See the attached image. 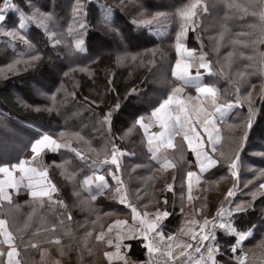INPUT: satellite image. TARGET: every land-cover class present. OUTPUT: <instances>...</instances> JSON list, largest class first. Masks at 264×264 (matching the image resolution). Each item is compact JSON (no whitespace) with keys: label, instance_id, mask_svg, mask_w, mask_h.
Listing matches in <instances>:
<instances>
[{"label":"trees","instance_id":"obj_1","mask_svg":"<svg viewBox=\"0 0 264 264\" xmlns=\"http://www.w3.org/2000/svg\"><path fill=\"white\" fill-rule=\"evenodd\" d=\"M76 2L13 0L25 12L34 8L51 13V28L62 40L56 45L42 28L29 24L27 39L34 46L35 54L42 57L32 66L26 67L21 63L9 69L14 61L28 59L31 50L20 41H13L0 33V166L31 160V144L43 134L52 136L61 144L70 143L85 157L81 160L69 148L61 147L56 152L45 151L37 158V164L41 168L47 167L49 178L59 189L54 199L63 200L67 208L46 198L43 203L34 200L23 185L18 190H8L12 201L11 204L3 202L0 218L8 220L10 230L17 236L19 259L23 264H42L41 250L54 247L55 244L48 241L59 238L65 253L74 257L72 264H89L95 253L94 244L103 243L97 242L95 236L117 219L129 220L131 209L113 198L116 184L109 171H114L116 166L106 164L97 168L92 164L93 160H103L104 150L110 153L115 144L125 153L119 156L121 169L117 175L124 182L130 203L141 213L155 212L158 207L162 210L167 208L171 213L161 225L166 237L178 233L190 218L202 221L207 216L211 219L227 191L234 182L237 183L239 191L232 206L243 203L251 207L235 217L236 223L241 228H251L252 234L239 245L237 252H232L230 246L234 238L216 229L220 247L216 260L218 264H237V257L246 253V264H259V260L264 258V195H261L264 189L259 187L264 183V176L260 175L264 171V156L258 155L264 153V98L261 97L264 73H261L259 64V52H264V44H258L254 51L252 47L244 48L232 43L236 39L250 43L259 36V32L250 27L258 23L250 14L252 9L249 8V14L245 15L227 8L229 0H202L207 11L197 9L195 31L189 29L186 36L188 48L196 49L197 54L206 53L214 72L223 71V75H208L201 70L203 82L214 84L220 90L221 104L235 99L237 83L241 97L252 91L256 116L241 153L239 179L236 181L225 160L202 174L197 167H189V164L194 165L195 156L183 140L182 132L173 140L174 149H162L159 154L161 162L166 155L176 168L160 171V163L152 159V153L148 151L143 129L138 125L133 128L139 117L150 114L173 88L180 85L172 76L177 59L175 37L180 28L177 12L192 0H80L87 14L81 19L88 26L83 36L87 49L84 53L74 51V40L67 35L69 26H76L72 15ZM237 2L247 4L248 0ZM6 17V21L0 23L5 30H11L17 25L18 13L9 11ZM145 20L153 22L142 23ZM221 32H224L222 41ZM100 41H112L115 46L105 47L103 52L97 51ZM230 52L234 53L231 58L228 56ZM241 52L245 57L255 56V59L243 58ZM117 56L122 57L119 62ZM82 68L87 71H80ZM239 72L251 75H246L240 82ZM20 80H26L22 89L14 85ZM33 93L35 95L31 96ZM196 95L195 88L186 87L180 98L186 100L188 96ZM117 104L118 109L115 108ZM109 111H112L110 131L109 125L103 123ZM247 113L245 103L243 107L230 110L222 122L217 120L223 136V147L217 145L219 150L227 153L230 147H235L229 137L238 138L242 130L230 126L242 123ZM209 152L211 154V148ZM213 155L218 157L219 152ZM65 169L72 178L66 179L61 175ZM94 171L105 176L109 189L91 201L81 184ZM188 171L199 176V181L193 177L191 201L187 199L185 179ZM166 183L173 184V191L164 190ZM74 193H79V197ZM165 198L169 202L167 206L163 204ZM69 213L71 220L67 219ZM53 225L55 232L50 231ZM37 232L39 235H34ZM87 232L93 235L85 244ZM30 243H38L39 246L28 247ZM128 243L139 244L141 239H128ZM69 245L71 251L68 250ZM144 258L145 255L139 261ZM102 262L105 264L106 260Z\"/></svg>","mask_w":264,"mask_h":264},{"label":"snow or ice","instance_id":"obj_2","mask_svg":"<svg viewBox=\"0 0 264 264\" xmlns=\"http://www.w3.org/2000/svg\"><path fill=\"white\" fill-rule=\"evenodd\" d=\"M226 7L235 10L242 14H249V8L252 9L251 15L255 17L258 23L250 25V27L259 32V36L252 40L250 43L241 41L239 39L233 40V45H241L244 48L252 47L256 51L258 44H264V0H248L247 4L238 3L237 0H229ZM203 8V11H207V6L202 4V0H192L191 3L178 10L177 15L180 19V28L175 37V51L177 59L174 67L172 68V76L180 82V85L173 88L171 93L166 99H164L158 107L154 108L150 117H139L134 125H137L144 130L147 137L148 151L152 153V159L157 160L160 163V171H166L167 169H175L176 164L168 159L166 155L163 156V161L159 159L161 150L174 149L176 145L173 140L176 135L183 133V140L187 142L188 149L194 154V165L189 164V167L195 166L202 174L209 171L225 160L227 162L230 174L236 181L239 179V168L241 163V153L244 151L248 142L250 131L253 127V122L256 116V109L254 108V101L252 91H248L243 97L240 96V86L237 83L235 87L236 97L234 100H227L221 104L220 90L214 84H207L203 82V73L208 75H223V71L214 72L212 61L208 60L207 54L201 52L197 55L196 49H190L186 45V36L189 29L195 31V18L197 17V9ZM9 11H15L18 13L17 25L13 26L11 30H5L3 23H0V33L5 36L11 37L13 41H20L22 44L28 46L31 50V54L28 59H19L10 64L9 69H13L15 65L21 63L25 66H32L38 63L42 57L35 54L34 46L27 39V29L29 24H33L36 27L42 28L48 35L49 40L53 41L56 45L62 43V40L58 37L57 33L52 30L51 22L53 21V15L51 13L41 12L39 9H34L30 12H25L19 8L13 0H0V22L6 21V13ZM73 20L76 22V26H69L67 35L74 40V51L77 53H84L87 51L85 47V40L83 38L86 30L87 23L82 20L81 17L86 16L84 12V4L77 0L73 8ZM156 17H153V20ZM153 20H145L142 23L151 24ZM226 30V29H225ZM224 38V32L220 34V41ZM71 47V45H70ZM234 53L228 54L231 58ZM240 56L250 61L255 59V56H244L241 52ZM259 64L260 71L264 73V52H259ZM122 57L117 56V62ZM136 59L135 56L132 57ZM231 60L229 59V64ZM248 67H251L249 65ZM193 68H195V75H193ZM80 71H87V69H79ZM74 71V70H73ZM91 75V73H89ZM68 75V73H65ZM246 75L251 73L239 72L240 82L244 81ZM195 88L197 96L194 98L188 96L185 99L180 98L184 88ZM254 89V86H252ZM135 91V90H133ZM261 97L264 98V88L261 90ZM55 99L54 97L52 98ZM198 103H193V101ZM248 106L247 117L244 121L237 125H231L230 128L242 130L241 135L237 137H229L230 143H234L235 147H230L229 151L225 153L223 150H219L217 145L223 147V136L221 135V129L217 127L216 116L219 114L221 122L223 117L228 111L235 107H243L244 104ZM119 108V104L115 106ZM39 110V109H37ZM195 115V119H193ZM112 111H109L103 118V123L111 125ZM152 118H155L158 122V126L161 129L159 132H154L149 135V129L152 126ZM147 121V122H146ZM197 125L203 128L204 133L207 135V141L205 142L201 133L197 130ZM132 129H129L131 132ZM63 137L64 134L61 133ZM206 145L211 147V154L208 151ZM61 147H67L71 151L75 152L76 156L81 160L85 157L71 147L70 143L61 144L48 134H43L39 139H36L31 144V152L33 153L32 160H20L18 163L0 166V207L4 201L11 204L12 197L9 194V189H19L20 186H24L29 190L30 196L34 200H39L43 203L47 198L49 202H53L59 206L67 208V205L63 200H53L54 194L59 192V189L55 183L49 178L47 167L41 168L39 165L32 166L37 161V158L45 151L56 152ZM219 152L218 157L213 155ZM105 158L103 160H93L92 164L97 168L106 164L115 165V170H110L109 175L116 181V188L114 192L115 199L120 204H124L131 209L133 224L127 227L124 231V226L128 225L127 220L117 219L113 224L108 225L107 232L101 231L95 236L97 242H103L108 247L114 248V251H105L104 257L108 260L109 264L113 262H122V264H135L132 262L126 253L121 252L122 247H130V245L123 244L125 239H141L142 246L147 250V260L143 264H218L216 255L220 252V247L217 242L216 229H220L225 235L234 238V243L230 246L232 252H237L239 245L244 242L249 236H251V228H241L237 225L235 217L238 214L246 213L251 205H245L243 203L236 204L234 207L230 203L229 198L235 195L234 189L237 187V183L234 182L233 187L230 188L225 194L224 201L221 202L215 215L209 219L204 216L202 221L199 219H188L186 226L181 227L180 233L184 236H188L192 242H177L175 235L165 236L161 227L163 221L168 218L171 213L164 208H156L155 212L143 211L142 213L132 205L128 198V193L124 187L123 180L117 175L120 172L121 164L119 156L125 155L121 152L115 144L112 145L110 153L105 149ZM100 153L97 152V156ZM110 155V159L108 158ZM258 155L264 156V153H258ZM28 165V166H26ZM17 173L19 174L17 176ZM61 175L66 179L72 178V175L65 169L61 172ZM264 176V171L260 173ZM193 177H196L199 181V176L196 172L188 171L186 174V183L188 196L187 199L191 201L193 199ZM175 176L173 177V181ZM26 182V183H25ZM94 186V187H93ZM81 187L87 192L91 201H95L98 196L104 195L105 190L109 189V183L104 175H97L95 171L92 176H86L81 184ZM261 189H264V183L259 185ZM166 191H173V184L166 183ZM79 197V193H74ZM264 195V193H261ZM255 199V194H253ZM168 200L165 198L163 204L168 205ZM225 203H228V207H225ZM206 207V205H204ZM204 207L200 209V214H203ZM147 208V205H145ZM183 211V209H181ZM68 220H71V214L67 216ZM62 224L63 221L61 220ZM55 225L52 226L50 231L55 232ZM116 230V236L111 237L108 234ZM49 231V229H45ZM34 235H39L35 233ZM92 232L85 234L84 242L86 244L87 239L92 237ZM0 264H23L19 259L21 253L19 246L17 245V236L10 230L9 222L7 219L0 218ZM23 241V238H20ZM211 241V243H205ZM48 243L58 246L59 255L62 257L66 253L61 245V239L56 238L49 240ZM7 246L6 249L4 246ZM38 243H30L28 247L37 248ZM69 251L71 246L69 245ZM47 250L42 251L41 260L42 264L45 259ZM198 254L197 256H194ZM248 257L245 253L242 257H237V264H246ZM52 264H60V260H53Z\"/></svg>","mask_w":264,"mask_h":264},{"label":"rangeland","instance_id":"obj_3","mask_svg":"<svg viewBox=\"0 0 264 264\" xmlns=\"http://www.w3.org/2000/svg\"><path fill=\"white\" fill-rule=\"evenodd\" d=\"M160 1H162V0H156V2H160ZM99 47L97 48V51H104V48L105 47H114L115 45V43H112V41H109V43L108 42H104V41H100L99 43ZM197 55H199V54H197ZM63 62V61H62ZM61 62V63H62ZM201 70H203V69H201ZM51 71L52 72H54V68L52 67V69H51ZM204 71V70H203ZM202 72V71H201ZM37 73V72H36ZM36 73H34V74H36ZM203 73V72H202ZM193 75H195V68H193ZM45 80V79H44ZM26 84V80H20V81H16L15 83H14V85H15V87L16 88H18V89H22L23 87H24V85ZM195 92H196V90H195ZM197 94V93H196ZM33 95H35V93H33L31 96H33ZM197 96V95H196ZM195 96V97H196ZM27 97H30V95H27ZM194 97V98H195ZM193 103H198L197 101H193ZM137 103H134V105H136ZM230 111H228L227 112V114L224 116V117H226L227 115H228V113H229ZM151 116V113L150 114H148V115H145L144 117H150ZM223 117V118H224ZM196 117H195V115H193V119H195ZM218 119H220V117H219V114H217V116H216V121L218 120ZM147 122V121H146ZM218 127V126H217ZM158 128H159V126H158V122L156 121V119L155 118H152V126L150 127V129H149V135L150 134H152V133H154V132H158L159 130H158ZM160 129V128H159ZM158 130V131H157ZM197 130L201 133V135H202V137L204 138V140H205V142L207 141V135L204 133V131H203V128H201L199 125H197ZM143 132H144V130H143ZM187 144V143H186ZM188 146V145H187ZM206 147L208 148V151H209V148H211L210 146H208V145H206ZM31 160H32V158H31ZM31 160H29V161H31ZM38 162L36 161L35 162V166L36 165H38L37 164ZM19 174L17 173V176H18ZM26 183V182H25ZM238 191H239V186H238V189H237V193H238ZM216 211V210H215ZM215 211H214V213H215ZM106 231V230H105ZM106 244H104V243H101V244H99V245H97V244H94V251H95V253L93 254V257L91 258V261H90V263L89 264H103L104 262H102L103 260H106L105 258H104V255H103V260H101V258H102V253H104L105 251H108V246L106 247L105 246ZM110 250L112 249V248H109ZM44 250H47L46 251V254H45V259H44V262H43V264H52V261L53 260H60V264H72V263H74V257L73 256H71V255H69V254H67L66 253V255H64V256H60L59 255V251H58V246H54V247H51L49 250H48V248H43L41 251H44ZM113 250H115V249H113ZM64 251H65V248H64ZM49 252H52L51 254H49ZM145 258H146V252H145ZM145 258H144V260H145ZM261 260H264V258H262V259H260L259 260V262L261 261ZM143 262V261H142ZM142 262H140V264H142ZM40 263H42V260H40ZM105 264H107V261H106V263ZM115 264H117V263H115Z\"/></svg>","mask_w":264,"mask_h":264},{"label":"crops","instance_id":"obj_4","mask_svg":"<svg viewBox=\"0 0 264 264\" xmlns=\"http://www.w3.org/2000/svg\"><path fill=\"white\" fill-rule=\"evenodd\" d=\"M158 130L160 131L161 129L158 128ZM158 130H157V131H158ZM159 131H158V132H159ZM186 143H187V142H186ZM2 166H3V165H2ZM26 166H28V165H26ZM32 166H35V165L33 164ZM97 175H101V174H97ZM0 178H3V177L0 176ZM9 190H12V189H9ZM46 199H47V198H46ZM53 200L55 201L54 197H53ZM129 215H130V218H129V220H127V221H128V225H127V226H124V229H123L124 231L127 230V227H128V226H131V225L133 224V221H132V213H131V211L129 212ZM121 220H126V219H121ZM112 224H113V223H112ZM185 226H186V223H185V225H184L183 227H185ZM105 232H107V229H106ZM108 235L111 236V237H115V236H116V230H114L112 233H109ZM173 235H175V236L177 237V242H190L189 237H188V236H184L183 234L180 233V231H179L178 233L173 234ZM123 244H125V245H130V247H127V248L122 247V248H121V252H122V253L129 254V255H127V256L130 258V260H131L132 262H135V264H140L141 261H139V260H141V258H143V255H145V252L147 251V250L142 246V242L139 243V244H134V245H132V244H129V243H128V239H125V240H123ZM109 248H111V247H108V251H114V250H113L114 248H112L111 250H110ZM131 250H134V252H132ZM141 256H142V257H141ZM104 258H105V257H104ZM105 259H106V258H105ZM106 261H107V264H109V262H108L107 259H106ZM115 263H117V264H122V262H113V264H115ZM259 264H260V262H259Z\"/></svg>","mask_w":264,"mask_h":264},{"label":"built area","instance_id":"obj_5","mask_svg":"<svg viewBox=\"0 0 264 264\" xmlns=\"http://www.w3.org/2000/svg\"><path fill=\"white\" fill-rule=\"evenodd\" d=\"M113 181H114V183L116 184V181H115V180H113ZM237 189H238V185H237V187L234 189V191H235V195H234L233 197L229 198L231 204L235 201V198H236V195H237ZM225 207H226V208L228 207V203H225ZM216 211H217V210H216ZM216 211H215V213H216ZM190 242H192V241L190 240ZM205 243H206V244H207V243H211V241H207V242H205ZM146 252H147V251H146ZM194 256H197V257H198V254H195V253H194ZM242 256H243V254H242L240 257H242ZM146 260H147V255H146L145 260H143V262L146 261ZM143 262H142V264H143ZM260 264H264V260H261V261H260Z\"/></svg>","mask_w":264,"mask_h":264},{"label":"bare ground","instance_id":"obj_6","mask_svg":"<svg viewBox=\"0 0 264 264\" xmlns=\"http://www.w3.org/2000/svg\"><path fill=\"white\" fill-rule=\"evenodd\" d=\"M8 14V12L6 13V15Z\"/></svg>","mask_w":264,"mask_h":264}]
</instances>
